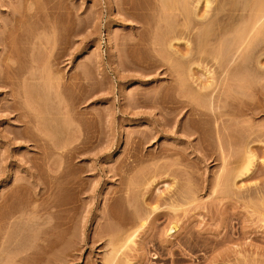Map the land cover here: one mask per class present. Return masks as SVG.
Segmentation results:
<instances>
[{"label":"rangeland","instance_id":"obj_1","mask_svg":"<svg viewBox=\"0 0 264 264\" xmlns=\"http://www.w3.org/2000/svg\"><path fill=\"white\" fill-rule=\"evenodd\" d=\"M243 1L251 8L214 0L203 24L182 29L171 10L159 16L157 0H0V264H264V27L253 33L264 0L254 25L253 15L231 16L252 9ZM13 9L24 23L13 18L12 38ZM235 19L252 28L247 58L228 40L243 29ZM176 26L197 34L188 36L201 54L215 46L221 68L215 53L211 66L195 54L199 68L167 59L160 41L178 38ZM184 36L172 41L182 51ZM233 57L246 61L236 76L249 83L244 97L230 90L238 78L222 91L225 70L240 68ZM208 68L219 72L210 80ZM212 80L210 94L194 93ZM185 95L207 112L189 113Z\"/></svg>","mask_w":264,"mask_h":264},{"label":"bare ground","instance_id":"obj_2","mask_svg":"<svg viewBox=\"0 0 264 264\" xmlns=\"http://www.w3.org/2000/svg\"><path fill=\"white\" fill-rule=\"evenodd\" d=\"M27 1H28V0H27ZM157 1H159V2H158V4H159L158 7L161 8L162 10L164 9L163 11H161V10L159 9V11L161 12V13H159V16H160L162 13H164V12L167 13V11H165V10H169V11L171 10V14L173 15V17H171V18H175L174 16H177L178 18L180 17L179 19H181V18L183 19V23H182L183 25H181V21L178 19V20L180 21V25H181L182 29H183L184 27H187V26H188V25H187V22H186V24H185V21H188V24L191 23V21H192V28H191V29H193V26L196 25L198 22H200L199 24H201L202 22L204 23L203 20H206V19H207L206 17L209 16V15H207V14H208L209 11H211V10H210V7H211V9L214 8V6H211V4L213 3L212 1H214V0H179V1H178V0H157ZM233 1H234V0H233ZM239 1H240V0H239ZM239 1H236V0H235V3H236V4L234 3V5H237V2H238V5H237V6L242 7V10H241V11H244V10H246V9H248V8H251L250 6H247L248 4L244 3L243 0L240 1L242 4L239 5V3H240ZM262 1H263V0H262ZM247 2H248V0H247ZM249 2L252 3L253 1L250 0ZM249 2H248V3H249ZM254 2H255L256 7L254 6ZM254 2L252 3V5H253V6H252V9H253V10H252V9H249V12H250V13H249L248 11L243 12V13H242V12H241V13L239 12V13H237V14H234V13H233L234 15H231V16H232V17H235V18H236V16H237V17H238V16H242V17H244V18H243V21H244V19L246 20L247 17H245V15L243 16V14L247 13L246 16H248V18L250 19V18H252V17H251V15H253L252 13H255V15H256L255 19H256V21H257V19H258L257 22L259 23V22H260V21H259V15H260V16H263V13H261L262 15L259 13V12H261V9H262V8H260L259 6L262 5V3L259 2V0H258V2H259V3H258L259 6H258V5L256 4V0H254ZM251 3H250V4H251ZM158 4H157V5H158ZM25 5H26V4H25ZM65 5H67V4H65ZM241 5H242V6H241ZM27 6H28V7L23 6V8H22V13H23V14L25 13L24 11L27 10V9H26V10H23L24 7L29 8V10H30V7H29L28 4H27ZM201 6L204 7V11H202L201 14H200L199 11H200V9H201ZM63 7L65 8L66 6H63ZM69 7H70V6H69ZM245 7H247V8H245ZM253 7H255V9H254ZM257 7H259L258 10H257ZM52 8L54 9V7H52ZM55 8H58V7L55 6ZM66 8H68V7H66ZM66 8H65V9H66ZM70 8H71V7H70ZM70 8H68V10L66 9L67 11H64V12L67 13V14H69V13H70V12H69V11H70ZM237 8H238V7H237ZM237 8H235L236 10L233 8L234 11H239V10H237ZM244 8H245V9H244ZM17 9H18V8H17ZM58 9H59V8H58ZM71 9H72V8H71ZM215 9H216V6H215ZM215 9H213V11H215ZM238 9H240V8H238ZM13 10H14V11H10V10H9V12H10L9 15H12V16H13V17H10L11 24L14 23L13 21H15V19H13V18H16V19H17L18 13H17V15H15L16 12H19V10H16V11H15V9H13ZM256 10H257V12H255ZM20 11H21V10H20ZM27 11H28V10H27ZM56 11H57V13L59 14L58 10H56ZM71 11H72V10H71ZM172 11H175V12L178 11V13L176 14V13H174V12H172ZM213 11H212V14H213ZM262 11H263V10H262ZM12 12H13V14H11ZM54 12H55V9H54ZM68 12H69V13H68ZM19 13H20V12H19ZM22 13H21V14H22ZM26 13H27V12H26ZM62 13H63V12H62ZM65 13H64V14H65ZM215 13H216V11L214 12V14H215ZM235 13H236V12H235ZM257 13H259L258 18H257ZM29 14H30V13H29V11H28V14H26V16H27V15L29 16ZM58 14H57V15H58ZM71 14H72V12H71ZM188 14H189V15H188ZM209 14H210V13H209ZM212 14H210V15H211L210 17L213 16ZM216 14H217V13H216ZM216 14H215V16H217ZM238 14H239V15H238ZM249 14H250V17H249ZM65 15H66V14H65ZM69 15H70V14H69ZM69 15H68V16H69ZM165 15H166V14H165ZM167 15L170 16V12H168ZM167 15H166V16H167ZM180 15H182V17H181ZM191 15H192V19H193L194 21H193L192 19H190V18H191ZM20 16H21V15H19L18 17H20ZM23 16H24V15H23ZM23 16H22V17H23ZM28 16H27V17H24V18H28ZM188 16H189V17H188ZM215 16H214V17H215ZM66 17H67V16H66ZM163 17H164V15H162V18H163ZM177 17L175 18V20L177 19ZM187 17H188V18H187ZM228 17H230V16H228ZM242 17H241V19H242ZM11 18H12L13 20H11ZM20 18H21V17H20ZM20 18H18V19H20ZM205 18H206V19H205ZM208 18H209V17H208ZM239 18H240V17H238V18H236V19H239ZM18 19H17L16 21L18 22V24H19V23L21 24V22H23V21H22V20H18ZM69 19H70V18H69ZM187 19H188V20H187ZM230 19H231V18H230ZM236 19H235V22H236V21L238 22V24H237V23H236V24L234 23L235 25H237V27L235 26L236 28H239V27L241 28L242 26L245 25V24H244L245 22L242 23V22H241V21H242L241 19H240V20H236ZM172 20H173V19H172ZM175 20H173V22H174ZM178 20H176V21H178ZM260 20H261V19H260ZM10 21H9V22H10ZM16 21H15V22H16ZM19 21H21V22H19ZM163 21H164V20L162 19V22H163ZM165 21H166V20H165ZM197 21H198V22H197ZM231 21H233V19H232ZM239 21H240V23L242 24V26H239V25H241V24L239 23ZM246 21H249V22H246V23L253 24V22H254V15H253V20H252V21H251V20H246ZM17 22H16V24H17ZM160 22H161V21H160ZM162 22H161V23H162ZM195 22H197V23H195ZM233 22H234V21H233ZM263 22H264V21H263ZM263 22H262V23H263ZM23 23H24V22H23ZM68 23H70V20H68ZM174 23H175V22H174ZM194 23H195V24H194ZM203 23H202V24H203ZM254 23H255V22H254ZM258 23H257V24H258ZM262 23H261V24H262ZM11 24L9 25V27H6V28H8V29H6V30H7V34H8L9 36L11 35V37H12L13 34L17 35L18 33H21L20 30H19V32H17L18 29L20 28V27H19L20 25L18 26V24H17V27H18V28H17V27L15 26L16 24H15V25H14V24L11 25ZM162 24H164V22H163ZM178 24H179V23H178ZM243 24H244V25H243ZM13 25H14V26H13ZM175 25H176V24H175ZM185 25H186V26H185ZM253 25H254V24H253ZM69 26H70V25H69ZM141 26H142V25H141ZM190 26H191V25L189 24V26H188L187 28L190 29ZM230 26H231V24H230ZM232 26H233L232 29H234V25H232ZM181 27L178 26V28H180V29H181ZM247 27H248V28H247ZM254 27H256V28H253V29H254L253 33L255 32V30H256V32H259L258 29H260V32H261L262 29H263V27H264V25L261 26V27H260V25H259L258 27L255 25ZM259 27H260V28H259ZM140 28H143V27H140ZM228 28L231 30L230 27H228ZM228 28H227V29H228ZM236 28L234 29V31L236 30ZM240 28H239V29H240ZM242 28H243V29H242L243 31H242V30H239V31H240V34L238 33V32H239L238 30H236L237 32H236V31L234 32L233 30H231L232 32L235 33V35H238V34H239V35H238L239 38H237V37L235 38V35H234V33H233L232 36H230V38H229V36H228V40H229L230 42H232V39H231V38L234 37L233 40H236V42H235V46H234V45H232V46H234V47L236 48V50H237V49L240 50L241 48H240V47L237 48V46H238L239 44H242V45H240V46H243V44H244L245 48L241 49V50H242L241 52L243 53V52L245 51V49H246L247 51H245V52L248 53V52H249V51H248L249 48L247 49V47H249V45H247V44L249 43V42H248V41H249V35H250V37H251V34H252V30H251L252 28H250V26H248V25H246V28H245V27H242ZM244 28H245V29H244ZM261 28H262V29H261ZM174 29H175V28H174ZM180 29H179V31H178L177 26H176L175 32L178 31L180 34L178 35V36H179L178 38H177V37H176V38H175V37L173 38L172 36H171V37L169 36V38L171 39V41H170V39H169L168 37H166V36H168V35H172V34H173V36H174V35H177V33L167 32V33H172V34H167V35L164 34V35H163V38L166 37V38H164V42L167 41V40L169 39V41H168L169 44H168V42H167V43H166V42H165V43H162L163 41L161 42L160 39H159V41H160V43H161V47H162L163 45H166V44H167L168 47L171 49V51H173V53H170L171 51L168 50L167 45H166V48H165V46H164V48H163V47H162V48L159 47L160 50L162 51V50L167 49L166 51H167V53L169 54V56L167 57V59H168V58H171L172 55L174 54L173 56H175V57H173V58H174L176 61H174L173 58H172V59H169L170 62L173 60L172 62H175V63H176V62L180 59V60H184V63L182 62V64H184V65L187 64V65L189 66L188 62L190 63V61H193L192 65H194V66L192 67V65H191L190 67H192V68H194V67H195V68H199V67H201V65H200L197 61H196V62H194V61L197 59V56L199 55L200 51L203 50V49L199 50L201 47L198 46V45L194 42L193 44H196V45L198 46V47H197V48H198V52H197L196 50H195V52H193V50L196 48V45H195V48H193V44H192V42H190V38H189V36H188V35H189L188 33H190L191 31H189V29L186 30V31H188V33H184V34H186V36H188V39H189V40L186 39L185 42H183V45H182L183 47H182V49H183L184 51L180 50L179 47H176V44H173V43H172V41H173V42L176 41L177 44H178V43H180V42H179L180 39L182 40V39L185 38V36H184V34H183V31H181L182 29H181V30H180ZM185 29H186V28H185ZM249 30H251V33H250V34H249ZM257 30H258V31H257ZM168 31H169V30H168ZM180 31H181V32H180ZM186 31L184 30V32H186ZM192 31H193V30H192ZM225 31H226V29H225ZM228 31H229V30H227V32H228ZM231 31H230V32H231ZM241 31H242V32H241ZM15 32H17V34H16ZM173 32H174V31H173ZM232 32H231V33H232ZM225 33H226V32H225ZM243 33H244V34H243ZM182 34H183L184 38H182V37H183ZM191 34H193V32L190 33V35H191ZM194 34H196V33L194 32ZM194 34H193V35H194ZM229 34H230V33H229ZM242 34H243V35H242ZM15 35H13V36H15ZM193 35H192V38H193V39L196 38L195 36H197V34H196L195 36H193ZM241 35L243 36V37H242L243 40H242V42L238 43L239 41H237V40H240ZM190 37H191V36H190ZM12 38H13V37H12ZM163 38H162V39H163ZM167 38H168V39H167ZM172 38H173V39H172ZM166 39H167V40H166ZM194 40H195V39H194ZM9 41H10V42H8V43L11 44V39H10ZM13 41H14V40H13ZM157 41H158V40H157ZM159 41H158V42H159ZM192 41H193V40H192ZM240 41H241V40H240ZM138 42H139V41H138ZM158 42H157V43H158ZM233 42H234V41H233ZM233 42H232V44H233ZM134 43H137V42H134ZM134 43H133V44H134ZM155 43H156V41H155ZM155 43H154V44H155ZM237 43H238V44H237ZM10 44H9V46L6 44V46H8V48H9L8 53H9V51H11V50H10V47H12V45L10 46ZM12 44H13V43H12ZM236 44H237V45H236ZM135 45H136V44H135ZM156 45H157V44H156ZM158 45H160V44L158 43ZM174 45H175V46H174ZM217 45L221 46V44H217ZM139 46H140V45H139ZM199 47H200V48H199ZM197 48H196V49H197ZM213 48H214V49H213ZM208 49H209L208 53H207V52H204V55H205V54H206V55L208 54V55H207L208 58H207V60H206L207 62H208L209 60H210V61L212 60V59H211V56L213 55V53H215V46H212L211 51H210V48H208ZM233 49H234V48H233ZM206 50H207V48H205L203 51H206ZM216 50H219V49H216ZM236 50H234V52H236ZM238 50H237V52L239 53L240 51H238ZM168 51H169V52H168ZM13 52H14V51H11V52L7 55V59H8V60H9V59H12V58L14 57V56H12ZM201 52H202V51H201ZM211 52H212V53H211ZM241 52H240V54H241ZM210 53H211V55H210V58H209V54H210ZM238 53H237V54H238ZM247 53H246V54H247ZM171 54H172V55H171ZM195 54H196V55L198 54V55L195 56ZM200 54H201V53H200ZM218 54H219L218 52H217V55H216V53H215L216 56L213 55V57H212L213 60L211 61V63L213 62V63H212L213 65L215 64V65H214L215 68L218 67V65H220V68H221V62L224 64V62H223V61H224L223 57H222V59H223V61H222V59L219 57L220 55H218ZM237 54H236V56H238ZM240 54H239V56L237 57V59H238L239 57L242 59L243 56H241V55H244L245 53H243V54H241V55H240ZM246 54L244 55L245 57L247 56ZM202 55H203V53L201 54V57L204 56V55H203V56H202ZM170 56H171V57H170ZM236 56H235V58H236ZM160 57H161V56H160ZM201 57H200V58L198 57V58L200 59V60L198 59V61H199L200 63H201ZM245 57L243 58L244 60H246ZM161 58L163 59V57H161ZM177 58H178V59H177ZM230 58H232V57H230ZM235 58L233 57V59H235ZM240 58H239V59H240ZM246 58H247V57H246ZM203 59H204V58H203ZM203 59H202V61L205 63V61H204ZM208 59H209V60H208ZM219 59L221 60L220 62H219ZM237 59H235V60H237ZM229 60H230V59H229ZM235 60H234L235 65L237 64V61H239V62H238V64H239L238 67H240V68L237 69V66H236V68H235V66H234V68H232V67H233V66H232V67L230 68V70H228L229 68L226 67V68H228V69L225 70V73L227 74V76H225L224 78H223V77L221 78V79H223V83H221V86L223 85V86H222L223 88L221 87V88H222V91H223V89H225L223 92H224V93L226 92V94H227V91H228V93H229V92H231L232 90L235 92V94H236V92H238L237 94H240V95H241L243 92H246V94H247V93H248V88H249V86H247V85H248L249 83L246 84V86H245V85L242 84V83H244V81H243L244 79H243V80L241 79L242 81L239 80V79L241 78L240 76H241V73H242V70H241L242 66H240V62H241L242 60H241V61H240V60L235 61ZM165 61H167L166 59L164 60V63H168V64H166L165 66H163L164 63H162V64H163L162 66H163L164 68H166V67L168 68L169 65L172 66L173 68L175 67V64L172 65V64H169V62H165ZM185 61H187V63H186ZM160 62H162V61H160ZM231 62H233L232 59H231ZM242 62H243V64H242V63H241V64H242L243 67H244V63H245L246 61H245V62L242 61ZM258 62L260 63V61H258ZM177 63H179V65L181 64L179 61H178ZM234 63H232V64H234ZM259 63H258V67H259ZM190 64H191V63H190ZM208 64L210 65V62H208L207 65H208ZM167 65H168V66H167ZM176 65L179 67L178 64H176ZM187 65H186V66H187ZM207 65H206V66H207ZM186 66H185V67H186ZM210 66H211V65H210ZM210 66H209V68H211ZM230 66H231V65H229V67H230ZM261 66H262L261 69L263 70V69H264V64L262 63ZM167 68H166V69H167ZM187 68H188V67H187ZM192 68H191V69H192ZM209 68H208V69H209ZM259 68H260V67H259ZM168 69H169V68H168ZM170 69H171V68H170ZM178 69H180V68H178ZM178 69H177V67H176V71H177ZM191 69L188 68V70L192 71V73H193V69H192V70H191ZM216 69H218V68H216ZM234 69H235V70H240V71H236V73H233V74H232V73H231V70H234ZM173 70H175V68L172 69V71L170 70L169 72H172V74H173V73L175 72V71H173ZM211 70H214V68H211ZM204 71H206V70H204ZM208 71H209L210 73H209ZM229 71H230V72H229ZM263 71H264V70H263ZM166 72H167V71H166ZM166 72H165V73H166ZM169 72H167V74H168ZM207 72H208V75H207V73L204 72V73L206 74V75H205V76H206V80H207L208 78H209V80H210V79L212 78V76H213V77L216 76L215 74L218 72V70H217V71H216V70L213 71V72H215V73H213L215 76H214L213 74H212V76H211V71H210V69L207 70ZM232 72H234V71H232ZM239 72H240V76H239ZM218 73H219V72H218ZM228 73H230L229 76H228ZM32 74H33V73H32ZM172 74H170V75H172ZM174 74H175V73H174ZM209 74H210V75H209ZM231 74H232V79H230V78H231V77H230ZM234 74H238V75H235V79H233ZM33 75H35V74H33ZM53 75H54V74H53ZM189 75H191V74L189 73ZM35 76H36V75H35ZM70 76H71V75H70ZM167 76H168V75H167ZM172 76H173V75H172ZM172 76H171V77H172ZM174 76H176V75H174ZM180 76H181V75H179V77H178L179 79H181ZM209 76H210V77H209ZM222 76H223V75H222ZM236 76H239L240 78H238V77H236ZM51 77H52V76H51ZM54 77H55V76H53L52 78H54ZM169 77H170V76H169ZM176 77H177V76H176ZM207 77H208V78H207ZM226 77H227V78H226ZM69 78L72 79L73 77L71 76V77H69ZM189 78H190V80H191V78H194V77H191V76H190ZM228 78H229V79H228ZM237 78H238V80H239L238 82H236L237 85L232 86L231 89H230V87H227V88H229L231 91H230L229 89H226V86H228L229 84H234L235 81L237 80ZM55 79H57V78H54L53 80H55ZM170 79H171V78H170ZM172 79H174V77H173ZM219 79H220V76H219V78L217 79L219 82H218L217 80H215V81H217L218 84H217L215 81H213L214 79H213L212 81H209V82L207 81V82H205V84H204V82H203V84H200V82L198 81V82H199V83L197 82V86H198V87L196 86V87L198 88V89H197L198 93L195 92V91H194V93H195V94H199V92H201V91H203V92L205 91V93H206L207 90H208L209 88L212 89L213 87H215V88L217 87V86H214L215 83H216V85H218V87H220V84H219V83H220V81L222 82V80H221V79L219 80ZM225 79H227L229 82H232V80H235V81H234V83H229L228 81H227V83H226V80H225ZM224 80H225V83H226L227 85L224 84ZM230 80H231V81H230ZM6 81H7V82H6ZM69 81L72 82L70 79H69ZM69 81H68V82H69ZM181 81H182V80H181ZM192 81H193V79H192ZM3 82H4V84L7 83V85H11V84L13 83V82H12L11 84H10V83L8 84L9 81H8L7 79H6V80H3ZM54 82H56V81H54ZM54 82H53V84H54ZM68 82L65 83V85H67V87L70 88V87H71V86H70L71 83H70V82L68 83ZM170 82H172V81H170ZM176 82H177V84L179 85V87H181V85L184 84V83L181 84L180 82H179V83H180V84H179L178 81H175V84L172 83L173 86H174V88H176L177 90L180 89V88H177L178 86H177V87L175 86V85H177ZM214 82H215V83H214ZM239 82H240V84H239ZM45 83H46L48 89L53 88V87L51 86V85H52L51 82H48V81H47V82H45ZM201 83H202V82H201ZM213 83H214V85H213ZM228 83H229V84H228ZM236 83H235V84H236ZM172 84H169V85H172ZM199 84H200V85H199ZM238 84H239V85H238ZM241 84H242V85H241ZM54 85H55V84H54ZM224 85H225V86H224ZM182 86H183V89H182V90H184L186 87H185L184 85H182ZM211 86H212V87H211ZM67 87H66V88H67ZM191 87H192V85H191V86L189 85V88H191ZM194 87H195V86H194ZM196 87H195V89H196ZM170 88H171V87H170ZM189 88H188V90H189L190 92H192V90L194 89V88H192V89L190 90ZM215 88H214V89H215ZM221 88H219V89H221ZM70 89H72V87H71ZM195 89H194V90H195ZM212 90H213V89H212ZM178 91H180V90H178ZM222 91H220V92H222ZM242 91H243V92H242ZM192 93H193V92H192ZM194 93H193V94H194ZM261 93H262V92H261ZM11 94H12V93H11ZM11 94H10V96H11ZM208 94H210V92H207L206 95H208ZM226 94L224 95V94L221 93V95H224V97L226 96ZM230 94H233V93H230ZM243 94H244V93H243ZM243 94H242V95H243ZM246 94H245V95H246ZM262 94H263V93H262ZM12 95H13V94H12ZM228 95H229V94H228ZM242 95H241V96H242ZM245 95H243L242 97H244ZM260 95H261V94H260ZM13 96H15V95H13ZM186 96H187V97H186ZM200 96H201V95H200ZM11 97H12V96H11ZM185 97H186V102H187V104L190 102V103L187 105V107L189 106V107H188L189 109H188V110L186 109V110H187L189 113H192L193 110L196 111V110H195V107H194V106H195V105H194V104H195V103H194L195 100H194V101L192 100V102H193L194 104L191 105L190 96H189V95H185L184 98H185ZM226 97H228V96H226ZM226 97H225V98H226ZM262 97L264 98L263 95H262ZM12 98H13V97H12ZM188 98H189V101H187ZM219 98H220V97H218V99H219ZM13 99H15V98H13ZM193 99H194V98H193ZM212 99H213V98H212ZM213 100H216V97H215ZM220 100H221V99H219V101H220ZM184 101H185V100H183V102H184ZM178 102H179V101H178ZM183 102H182V104H183ZM186 102H185V103H186ZM196 103H197V102H196ZM180 104H181V102H180ZM219 104H220V103H219ZM219 104H218V102H217V107H218ZM183 105L185 106L186 104H183ZM214 105H215V104H214ZM214 105H213V107H214ZM181 106H182V105H181ZM187 107H186V108H187ZM196 107H197V106H196ZM213 107H212L211 109H213ZM181 108H182V107H181ZM197 109H199V106H198ZM208 109L210 110V108H208ZM181 110H182V109H181ZM213 110H215V111H213ZM213 110H210L208 113L210 114V112L212 111L211 113H212V114L214 113L216 116H218L219 114H222V113H221L222 111L219 112V111L217 110V108L215 109V107H214ZM216 110H217V112H216ZM179 111H180V110H179ZM182 111H183V110H182ZM197 111H198V110H197ZM197 111H196V112H197ZM201 111H202V110H201ZM180 112H181V111H180ZM185 112H186V111H185ZM204 112L206 113L207 111H203V113H204ZM189 113H188V115H190ZM194 113H195V112H194ZM199 113H200V111L197 112V115H199ZM203 113L201 112V114H203ZM229 113H230V112H229ZM201 114H200V115H201ZM214 114H213V116H214ZM227 114H228V112H227ZM227 114H226V115H227ZM26 115H27V114H26ZM192 115H193V113H192ZM200 115H199V116H200ZM203 115H204V114H203ZM222 115H223V114H222ZM222 115H220V116H222ZM21 116H22V115H21ZM216 116H214L213 118H214V119L216 118V120H217V117H216ZM220 116H219V117H220ZM27 117L29 118V120H28L27 122H23L24 124H26L25 127H28L29 123H31V122H30V121H31V117H30V115H27ZM220 118H222V117H220ZM22 121H25V120H22ZM216 122H217V121H216ZM21 123H22V122H21ZM27 124H28V125H27ZM21 125H23V124H21ZM220 125H221V124H220ZM225 125H226V123L224 124V126H225ZM23 127H24V126H23ZM225 127H226V126H225ZM191 128H194V126H193V127L191 126ZM226 128H227V127H226ZM186 129H187V128H186ZM195 129H196V132H198L197 128H195ZM216 129H217V126H215V130H216ZM220 129H221V128L219 127L218 130L220 131ZM227 129H229V127H228ZM227 129H226V131H227ZM221 130H222V129H221ZM224 130H225V129H224ZM187 131H190V127H189V129H188ZM219 131H218V132H219ZM193 132H194V130H193ZM193 132H192V133H193ZM220 132H222L224 136H225V134H227V133L230 135V132H228V131H227V133H224L223 130L220 131ZM194 133H195V132H194ZM222 133H220L221 136H222ZM229 135H228V136H229ZM225 137H226V136H225ZM248 151H249V150H248ZM248 160H250V159H248ZM250 161H251V160H250ZM248 162H249V161H248ZM249 163H251V162H249ZM247 164H248V163H247ZM247 164H246V165H247ZM246 165H245V166H246ZM249 165H251V164H249ZM245 166H244V172H243V173L247 172L248 169H249V167H250V166L248 167V165H247L246 167H245ZM247 167H248V168H247ZM242 171H243V170H242ZM239 175H240V173H239ZM152 208H153L152 211H155V210H156V207L153 206ZM154 208H155V209H154ZM144 224H145V223L142 222V223L139 225V227H142ZM134 232H135V230L131 233V236H134V235H133ZM128 240H129L128 242H131V239H128ZM106 261H107V260H106ZM106 264H107V263H106ZM108 264H109V262H108Z\"/></svg>","mask_w":264,"mask_h":264}]
</instances>
